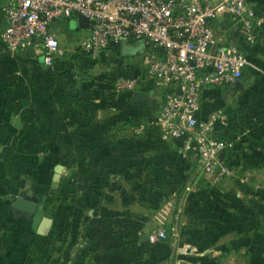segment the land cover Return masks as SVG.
Instances as JSON below:
<instances>
[{"label": "rangeland", "instance_id": "374dc122", "mask_svg": "<svg viewBox=\"0 0 264 264\" xmlns=\"http://www.w3.org/2000/svg\"><path fill=\"white\" fill-rule=\"evenodd\" d=\"M55 23V32L68 49L63 59L48 66L34 48L15 56L6 53L8 66L0 73V223H5L0 226V257L9 252L21 258L37 255L40 249L30 252L28 245L33 238H46L36 233L33 220L24 218L22 211L13 212L10 208L12 195L31 199L54 216L50 238L62 240L61 245L69 248L68 256L87 250L88 241L95 236L102 242L117 241L103 219L117 218L119 229H126L124 223L128 221L131 222L130 228L136 225L141 229L144 226L146 235L151 224L159 222V219L164 224H171L179 209L182 213L176 220L181 241L200 245L201 241L204 242L206 245L203 249L198 248V252L213 247L220 249L222 243L235 240L234 232H227L229 234L224 236L221 230L208 228L202 180L197 184L190 179L170 183L173 170L168 168L165 170L166 182H153L157 164L150 162L146 167H137L135 159L143 155L136 156L131 162L134 164L125 168V172L122 171L123 166H116L112 171L103 172L106 176L104 181H95V174L103 167L94 164L97 151L113 150L120 155L121 144L129 142L133 151L143 152L138 150L143 141H139L140 136L133 132L137 126L134 107L123 96L110 97L107 89L108 81L121 70L122 65L132 63L142 53L145 42L122 43L121 54L109 48L92 56L77 47V40L85 32V29L78 28L77 17L60 18ZM224 25L220 20L216 22L218 36L241 45L235 31L225 32ZM263 48L264 39L258 46L259 50H249L248 59L252 64ZM49 70L53 75L48 74ZM262 77L254 66L248 67L242 77L245 89L236 90L233 94L229 89L215 92L208 98L206 110L211 112L223 107L233 117L232 123L243 128H258L264 134L263 117L260 118L264 115ZM151 94L161 96L159 91ZM85 101L91 104L90 128L84 127L89 121ZM150 101L152 104L161 103L160 97L154 100L151 96ZM77 131L80 135L76 138ZM184 170L183 174L190 177L197 172L196 167ZM55 173L60 177L53 186ZM123 173L134 179L122 182ZM111 174L121 175L112 183L113 191H116L112 195L111 183L108 182ZM188 186L191 189L197 187L191 198ZM128 204L135 208L130 220L121 214L123 206ZM133 237L131 231L128 238L132 240ZM141 239H146V236ZM81 240L87 243L77 251V243ZM64 247L61 246V250ZM233 249L227 247L228 253L233 256L239 253Z\"/></svg>", "mask_w": 264, "mask_h": 264}, {"label": "built area", "instance_id": "2783aa9c", "mask_svg": "<svg viewBox=\"0 0 264 264\" xmlns=\"http://www.w3.org/2000/svg\"><path fill=\"white\" fill-rule=\"evenodd\" d=\"M79 14L89 19L77 40L83 53L95 56L112 45L145 42L142 53L122 65L107 89L114 97L131 98L137 90L154 100L160 97L161 104L152 105L133 128L136 136L152 133L161 142H177L179 157L192 163L198 178L211 186L232 177L249 180V170L230 158L240 139L228 135L236 126L233 117L224 108L206 112L205 92L234 86L253 66L237 45L218 36L215 24L228 23L226 31L234 30L256 45L262 20L255 0H9L1 41L11 56L34 48L52 66L68 51L53 25ZM259 72L264 79V71ZM156 91L161 96L151 94ZM262 121L264 129V115ZM177 217L168 225L153 223L146 235L141 228L137 236H146L150 244L169 240L180 254H188L192 246L182 243ZM86 243H77V251ZM76 257L73 253L58 264H74Z\"/></svg>", "mask_w": 264, "mask_h": 264}, {"label": "crops", "instance_id": "0c3cea01", "mask_svg": "<svg viewBox=\"0 0 264 264\" xmlns=\"http://www.w3.org/2000/svg\"><path fill=\"white\" fill-rule=\"evenodd\" d=\"M8 2L9 0H0V73L6 69V66H8L6 62L9 57L6 54L8 52L1 42V33L4 30L6 24L4 17V8ZM255 3L258 6L259 15L262 20L259 34V40L261 43V40L264 39V0H255ZM55 24L53 25L54 32ZM131 43L133 42H127V44ZM261 51L262 53L256 54L255 64H253L254 68L258 71H264V48ZM263 80L264 79L262 77V86H264ZM241 82L244 84L242 80ZM244 89L245 84L243 88H238L235 90L242 91ZM220 91L221 89H207L205 92V96L210 98L215 92ZM149 104H152L151 101L149 102ZM205 106H207V103L205 104ZM16 116L14 115V117ZM261 117L263 116H260V118ZM237 135L240 136V139L236 141L235 148L230 154V158L233 163L239 166H243L251 173L250 178L246 183H243L239 177H232L226 180L221 186H211L205 179L198 178L196 174L190 177L187 174L177 175V173H173V175L169 177V182L171 181L173 183H178V181L190 179L191 182H195V184H197L198 180H202V189L204 191L203 198H205L204 213L209 221L207 223V225L209 226L208 228L221 230L224 236H227L229 234L227 232H234L235 240H233L232 242L222 243L221 246H219L220 249H214L213 247L200 250L199 252L197 251L198 248L203 249V247L206 245L204 244V242L201 241V245L199 243L190 244L186 242L187 244H190L192 246V249L188 254H180L172 245V243H169V251H167L165 248L160 247L157 249L155 248L152 252L150 251V255L149 252H146L147 250L143 251V254H141L139 251L137 255L139 256V259H137L136 261H125L122 253L123 249L121 246H119L121 242L118 237L116 239L117 241L110 240L102 242L101 239L95 236L94 239L90 240L91 244L88 241V248L86 251H84L83 256L79 258L78 263L201 264L207 262L213 264L217 261L220 262L219 264H264V134L261 133L258 128H243L242 126H238L237 128L235 127L233 130H231V132L229 133V136H231L232 138ZM138 140L142 141L141 139ZM96 143L97 140L95 139V146H97ZM121 146L122 150L120 155L119 152H115L113 150L105 149L102 152L99 151L100 154L95 150L97 157L95 158L96 161L94 164L96 167L103 166L95 174L96 182L104 181L106 176L105 174H103V172L112 171L116 166H123L124 168L122 169V171L124 170L125 172V168L130 167V165L134 164H131V162L136 156L139 155L143 156L135 159V161H138L137 167H146V165L150 164V162H155L156 164H159L160 162L159 160L161 150L158 147L155 148L156 146H153V148H151V146L147 145V143H143V145L138 149L142 150L143 152L133 151V145L129 144V142H124L123 144H121ZM102 161L105 163H101ZM120 176L121 175L119 174H116L115 176L111 174L109 176L110 180H108V182L111 183V195L116 194V191H113L114 186L112 183L117 181ZM137 177L139 181H141V177L139 175ZM166 178L167 175L164 177L153 176L152 181L166 182ZM131 179L134 178H129V175L123 173L122 182L128 183L132 181ZM188 189L192 192L191 193L189 191L191 198L192 195L195 194V190H197V187L191 189V187L188 186ZM111 195L108 196V199H110ZM13 196L14 195H12V198ZM12 198L11 201L13 203ZM131 205L132 204L124 205L121 209L123 218L128 217V219L130 220L131 217L129 216L135 213V211H133V209L135 208ZM10 207L13 208L12 204L10 205ZM177 215L179 216L180 214H176V216ZM210 217L211 219H209ZM148 224L150 223L148 222ZM3 225H5V223H0V226ZM53 225L51 227V231ZM143 227L144 226H142V228ZM61 244L62 240H60L59 242V240L54 238L52 239L50 237L48 239L37 238L35 240L33 238L28 245V250L31 249V252L34 251V249L38 248L40 249V251H36H39L40 253H38L37 255H26L21 258L17 255H10L11 252H9L4 257H0V264H56L58 257H60L62 253L61 246L64 247ZM119 247H121V249H118ZM227 247H234L233 252L236 253L239 251V253L233 256L231 255V253H228L229 251L227 250Z\"/></svg>", "mask_w": 264, "mask_h": 264}, {"label": "trees", "instance_id": "16d2710c", "mask_svg": "<svg viewBox=\"0 0 264 264\" xmlns=\"http://www.w3.org/2000/svg\"><path fill=\"white\" fill-rule=\"evenodd\" d=\"M66 19H69V18H66ZM228 26H229V24L225 23V25H224L225 29H227ZM235 34L239 37V41L242 43L241 45H237V46L246 54L247 57H248V54H249V50H251V51L259 50L258 49V46L260 45L259 41H258V43L256 45L251 46V45H249V44H247L245 42V40L238 34V32H235ZM129 42H135V41H129ZM3 46H4V44H3ZM122 47H123L122 44H118V45H112L110 48H112L113 51H116L117 54H121ZM247 50H248V53H247ZM51 73L52 72H50V70H49L48 74L49 75H53ZM61 76L62 77H66L65 75H61ZM71 87H74V83H71ZM107 95H109L110 97H114L113 95L108 94V93H107ZM123 99L126 102H128L132 107H134V110H135L134 116L137 117V121H136L135 125H137L142 119H144L146 116H148V114L152 110L151 107H152L153 104L150 105L149 102L133 104V103H131V98L123 96ZM85 105H86V108H87L86 110H87V116L89 117V121H88V124H86L84 127L90 128V126L92 124V121H91L92 119L90 118L91 117V108H90L91 104H90V102H86L85 101ZM205 110H206V106H205ZM206 112H210V111L206 110ZM235 127L237 128L238 125H236ZM233 129L231 128V130H233ZM231 130L228 131V132L230 133ZM76 134H77L76 138L79 137V135H80L79 131H77ZM138 138L143 141L142 143H147V145L151 146V148H153V146H156L155 148L158 147L161 150L160 151V160H159L160 162H159V164L156 165V167L158 169L162 168L163 170L160 171V170L157 169V171H155V173H154L155 176H158V177L166 176L167 174L165 173V170L168 169V168L172 169L173 173H177V175H184L183 174L184 171H185L184 168L194 167L192 165V163H190L188 161H183L179 157V155L177 154V142H175V141L161 142L160 140H158L156 138V135L152 134V133L151 134L148 133V134L142 135V136H140ZM75 139H73V140H75ZM75 142L76 141H74V143ZM180 168L183 169V170H179ZM179 171H182V172H179ZM87 178H88V176H87ZM102 221H105L106 224H107V227H109V229L112 231V233L114 235H116V237L119 238V240H120V242L122 244V249H123L122 253H123V256L125 258V261H136L137 259H139V256H137L139 251H140L141 254H143V251L147 250L146 252L147 253L149 252V255H150V251L152 252L155 248L157 249L159 247L160 248H165L167 251H169L168 244L171 243L169 240L161 241V242H158L156 244H150L145 239L144 240L140 239L137 236V232L139 230V227L136 228L135 227L136 225L133 228L128 227L129 225L131 226V222H129V221L124 223V225L126 226V229H124V227H121L122 229H119V226L116 224V222H118L117 218H116V220L103 219ZM116 226H117V228H116ZM131 231H133V236L134 237H133L132 240L131 239L129 240L128 234H130ZM51 233H52V231H50L48 236H44V237H46V239H48L49 237H51V235H52ZM68 250H69V248H67V249L64 248L62 250L61 256L58 257V260H57L56 264L59 263V259L63 260V259H68L69 258V256L67 255L68 254ZM80 251H81V253H77V257H76V259L74 261V264H79L78 260H79L80 257L83 256L84 249L80 250ZM85 251H86V249H85Z\"/></svg>", "mask_w": 264, "mask_h": 264}, {"label": "water", "instance_id": "95a60500", "mask_svg": "<svg viewBox=\"0 0 264 264\" xmlns=\"http://www.w3.org/2000/svg\"><path fill=\"white\" fill-rule=\"evenodd\" d=\"M77 23L79 29H87L89 27V19L82 14H79L77 17ZM244 84L239 81L234 85L235 89L243 88ZM150 101V96L147 92L143 90L135 91L131 96V103H147ZM60 174L55 173L53 177V186H56L57 180L59 179ZM12 207L15 211L18 209L22 211V216L26 219L33 220V228L36 229V232L41 236H48L51 227L53 225L54 217L50 213L38 207V203L33 200H29L25 197L16 198L13 196Z\"/></svg>", "mask_w": 264, "mask_h": 264}, {"label": "flooded vegetation", "instance_id": "af4514ba", "mask_svg": "<svg viewBox=\"0 0 264 264\" xmlns=\"http://www.w3.org/2000/svg\"><path fill=\"white\" fill-rule=\"evenodd\" d=\"M227 89H229V90L231 91V94L237 92V91L234 89V86H233V85L228 86ZM10 208H11V207H10ZM11 209H13V208H11ZM13 210H14V209H13ZM13 212H15V210H14Z\"/></svg>", "mask_w": 264, "mask_h": 264}]
</instances>
